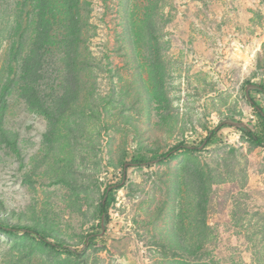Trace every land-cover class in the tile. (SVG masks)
Segmentation results:
<instances>
[{
  "label": "rangeland",
  "instance_id": "rangeland-1",
  "mask_svg": "<svg viewBox=\"0 0 264 264\" xmlns=\"http://www.w3.org/2000/svg\"><path fill=\"white\" fill-rule=\"evenodd\" d=\"M83 1L90 9L86 45L94 62L86 83L93 84L94 99L85 88L80 103L91 112L71 116L48 139L50 122L20 95L19 56L12 58L20 44L24 53L32 45L33 1L0 0V97L7 86L0 219L52 230L51 241L57 235L83 248L98 223L93 215L105 188L124 173L126 186L115 193L102 236L75 262L0 232V264H177L164 258L160 245L170 240L176 209L169 191L184 156L169 164L128 163L139 153L152 157L147 149L165 153L181 141L199 143L222 120L257 124L247 83L264 85V42L254 51L257 33L264 35V0L253 3L252 21L235 18V0ZM216 11L225 14L217 18ZM144 17L153 20V43L140 23L134 44L130 31ZM55 52L45 55L42 97L65 87ZM251 96L264 108L263 93L251 90ZM218 137L199 157L223 172L218 177L224 181L212 186L208 215L214 200L217 215L227 209L230 221L212 227L200 256L215 264H264V186L254 187L264 185V148L252 147L232 125Z\"/></svg>",
  "mask_w": 264,
  "mask_h": 264
},
{
  "label": "trees",
  "instance_id": "trees-1",
  "mask_svg": "<svg viewBox=\"0 0 264 264\" xmlns=\"http://www.w3.org/2000/svg\"><path fill=\"white\" fill-rule=\"evenodd\" d=\"M32 1L34 4L33 14L28 15L35 27L32 45L30 50L24 53V46L20 44L16 49L17 52L12 54V58L18 60L19 56L22 81L20 95L31 110L40 113L50 122L52 131L46 135L49 139L57 133L63 123L70 122L71 116L85 117L91 112L90 105H81L83 103H80V95L84 93L85 88L89 98L94 99L93 84L89 87L86 83V73L94 65L93 57L86 45L90 28L88 20L90 9L83 0ZM137 22L133 27L134 30L130 31L132 43L136 44V40L140 38L139 30L142 29L140 23H143L146 30L149 31V40L152 42L153 20L149 17L146 20L144 17L143 21L138 20ZM52 51H56L55 53L61 57L65 87L60 95L42 97L38 87L43 79L45 55ZM152 67V72H155L157 65L153 64ZM247 84V98L257 117V124L254 127H249L241 121L230 123L228 120H222L214 129L208 131L206 137L199 143L181 141L165 153L147 149L148 152L153 153L152 157L148 158L139 153L131 158V163H128V166L169 164L180 156H184L176 180L169 191L171 197L174 198L173 204L176 209L175 220L168 233L170 240L169 243L165 242L160 245L164 258L168 261L174 260L177 264H215L212 260L204 259L200 253L205 248V242L212 239L213 229L208 224V204L212 186L224 181L218 177L223 172L220 169H213L208 163L201 161L199 153L218 143L220 141L218 133L229 125L236 127L252 147L264 148V108L251 96V90L264 94V85L250 82ZM154 88H159V85L155 83ZM6 90L7 86L5 85L0 97V127L7 105L4 98ZM6 142L9 143V141ZM120 164L124 166L123 163ZM124 174L120 183L107 186L99 198L97 209L93 215L94 219L97 218L98 223L87 235L83 248L72 245L57 235H54L56 240L51 241L49 236L53 234L50 233L52 230L26 224H13L3 219H0V232L10 237H22L30 243L57 254H65L69 262H75L74 260L80 258L106 230V226L111 220L110 207L115 201V193L126 186L127 175ZM69 182L72 186L76 185L74 180ZM84 216L88 217L85 211Z\"/></svg>",
  "mask_w": 264,
  "mask_h": 264
},
{
  "label": "crops",
  "instance_id": "crops-1",
  "mask_svg": "<svg viewBox=\"0 0 264 264\" xmlns=\"http://www.w3.org/2000/svg\"><path fill=\"white\" fill-rule=\"evenodd\" d=\"M256 0H235V11H234V16L237 20L242 21L243 19H248L252 21V17L253 15V11H252V6L253 3H255ZM218 3L220 4V2H216V5H218ZM251 6V7H250ZM251 8V9H250ZM228 13V12H227ZM216 15L217 18H220V16L222 17V15L225 14L221 11H216L214 13ZM261 31V30H260ZM261 33H257L256 37L254 38L256 41V45H255V52H258L259 50H261L262 44L264 42V35H261L262 38L260 37ZM230 62H233V60H231ZM264 185L261 183L260 185H255L254 187L258 190V189H263L261 187H263ZM211 205L209 207V215H208V224L211 227H216L218 226L219 223H221V221H230V214H229V210L227 209H222L223 207H221L222 209V214L217 215V212L215 211V201L212 200ZM220 209V210H221ZM219 210V209H218Z\"/></svg>",
  "mask_w": 264,
  "mask_h": 264
}]
</instances>
